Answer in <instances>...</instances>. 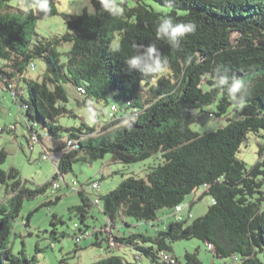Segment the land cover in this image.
Returning <instances> with one entry per match:
<instances>
[{"label":"trees","instance_id":"obj_1","mask_svg":"<svg viewBox=\"0 0 264 264\" xmlns=\"http://www.w3.org/2000/svg\"><path fill=\"white\" fill-rule=\"evenodd\" d=\"M55 1L48 0L50 11L45 14L32 6L35 0H0V83L6 91L8 83L15 84L13 101L23 104L19 114L28 144L35 133L40 154L62 151L53 179L71 170L80 158L78 151L85 147L127 163L155 152L162 157L161 163L147 167L145 177L125 176L114 189L95 196L97 202L78 190L80 202L73 209L81 223L96 205L107 221L99 228L93 225L89 232L106 231L110 250L132 247L134 264L138 251L139 262L144 255L151 264H203L196 251H186L183 261L171 255L175 263L160 260L159 253L169 254L173 241L191 238H198L206 248L212 245L207 249L213 264L214 258L220 259L219 264H264V143L250 167L236 155L250 133L264 137V0H117L125 11L115 17L93 0V15L70 14L65 18L66 31L45 37L35 31L36 20L59 14ZM150 1L166 10L155 9ZM165 16L195 25L179 47L157 38L156 28ZM153 44L165 62L161 70L129 71L127 59ZM37 60L43 64L39 79L28 76L30 63ZM218 67L221 70L216 72ZM225 67L229 77L247 85L242 108L231 100L227 86L219 84ZM80 84L85 87L80 101L86 107L102 104L108 96L124 102L119 108L111 104L116 111L110 117L108 110L110 120L99 131L84 121L71 127L56 123L64 114L76 115L67 107L68 89ZM205 108L211 116L225 117L226 123L204 133L191 129ZM60 130L66 131L64 137L57 134ZM47 136L54 138L55 146L44 145ZM66 138L76 140L78 147L67 150ZM6 156L1 148L0 165ZM19 176L14 167L7 171L0 167V184H6L10 201L8 207L0 206V264H32L10 253L12 221L23 198L51 187L52 177L30 189ZM198 187L203 188L202 195H211L212 202L192 221L181 216L151 232L112 233L115 220H123L124 215L155 228L159 209L167 207L173 213L183 196ZM59 198L56 195L44 204ZM55 219L53 214L52 225ZM93 243L101 245L98 240ZM121 263V256L109 254L94 264Z\"/></svg>","mask_w":264,"mask_h":264},{"label":"rangeland","instance_id":"obj_2","mask_svg":"<svg viewBox=\"0 0 264 264\" xmlns=\"http://www.w3.org/2000/svg\"><path fill=\"white\" fill-rule=\"evenodd\" d=\"M55 2L59 14L41 16L36 20L35 31L45 37L59 35L66 31L65 18L70 14H75L73 10L78 5L79 0H56ZM150 5L155 9L166 10V8L160 6V3L154 1H150ZM28 71L29 77L39 79L43 74L42 62L35 61V69ZM68 90L69 102L67 107L76 115L64 114L60 116L56 123L61 126H80L84 121L89 125L94 124L99 131L101 124L110 120L107 115L109 106L112 103L118 108L124 106L123 101L108 96L107 101H102V104L94 103V105L86 107L80 101L82 96L75 91V88L71 86ZM4 101H6V105L11 107L14 114L9 117V120H13V117L16 116L18 122L15 133L6 131L0 133V149L3 148L7 152L6 160L0 167L6 171L10 167L16 168L19 177L24 182V187L34 189L44 184L54 175L56 171L54 161L42 159L40 143L37 142L33 147H30L27 142L25 124L20 119L19 107L14 103L8 91L1 88L0 83V124H3L2 117H4L6 110L2 107ZM207 110L208 108H205V112L202 113L199 119L190 124L191 129L204 133L226 123L225 117L211 116ZM65 133V130H60L57 134L64 137ZM45 138L46 143L44 145H56L53 137L47 136ZM262 143H264V137L250 133L236 155L244 160L247 167H250L257 160L259 147ZM78 157L80 158L72 163L71 170L65 172L61 187L54 193L52 188L48 186L41 193L23 198L18 216L12 221V234L8 239L10 253L22 260L25 258L30 259L32 264H94L109 254L121 256V264H134L132 254L134 249L132 247L122 245L119 248L113 247L114 249L110 250L104 239L107 235L106 231L99 232L98 235L95 232H89L93 225L99 228L107 221L105 215L98 210L96 205L90 208L85 223H81L80 218L73 209V206L80 202L78 193L76 190H71L67 184H70L72 180L85 183L97 179L99 182L98 189H86V193L91 197H97L114 189L125 176L138 175L145 177L149 165L161 163L160 152L153 153L145 160L127 163L113 160L111 153L101 154L95 147H85L78 151ZM6 188V184H0V206L8 207L10 201ZM202 193L203 188L198 187L183 196L181 201L183 209L179 214L187 222L204 214L212 202L211 195H202ZM56 195L60 196L56 203L44 204L50 199L54 200ZM94 201H96V198H94ZM53 214L57 216V219L54 220L55 222L52 225L50 220H52ZM174 218L175 215L170 213L169 208L165 207L157 211L155 224L160 227L162 223L165 224ZM75 223L89 233L85 234L86 231L81 232L74 226ZM84 224H88V227ZM151 228L146 222H140L133 217L124 215L123 220L119 218L115 220L112 233L117 236H127L132 232H151ZM75 233L81 234L79 240H75ZM97 240L100 241V246L93 243ZM186 251H196L197 258L203 264L212 261V252L198 238L173 241L169 254L177 256L183 261V255ZM214 260L216 263H220V259L214 258ZM140 264H151L150 258L143 255Z\"/></svg>","mask_w":264,"mask_h":264},{"label":"clouds","instance_id":"obj_3","mask_svg":"<svg viewBox=\"0 0 264 264\" xmlns=\"http://www.w3.org/2000/svg\"><path fill=\"white\" fill-rule=\"evenodd\" d=\"M102 9L112 16H122L124 8L117 0H99ZM37 10L43 13L50 11L48 0H35L34 5ZM74 13L81 15L87 12L93 15L96 11L93 0H79L78 5L74 8ZM195 31V25L192 23H176L171 16H165L159 22L156 28L158 39H164L173 47H179L181 39L188 33ZM129 71H138L143 74H155L161 70L164 61L161 60L155 45H149L143 51L138 50L135 55L129 57L126 61ZM224 75L219 78V84L227 86V93L232 101L239 107L246 103L247 85L236 76L229 77L228 69L222 68ZM221 68H217L216 72Z\"/></svg>","mask_w":264,"mask_h":264},{"label":"built area","instance_id":"obj_4","mask_svg":"<svg viewBox=\"0 0 264 264\" xmlns=\"http://www.w3.org/2000/svg\"><path fill=\"white\" fill-rule=\"evenodd\" d=\"M28 69L34 70L35 69V63H33V62L30 63ZM7 90H8L10 97L12 98V100H16L17 91L15 90V84L12 81L10 83H8ZM75 91L83 97L84 86H81V85L77 86L75 88ZM18 107H19V110H21L23 108V104H22V106H18ZM115 111H116V109H114L110 105L108 115L111 117L113 115V112H115ZM209 115H212V114L209 113ZM16 127H17L16 123H14V122H12V123L8 122L6 124H0V133L6 128L11 129V130H16ZM37 142L39 143L36 134L35 133L31 134L29 137L30 147H33V145ZM66 144H67V150L68 149L71 150L73 148L78 147V143L74 139L66 138ZM61 154H62V151H54V150L42 151L41 157L44 160H47V159L53 160L54 164H55V169H56V165H57V162L60 161ZM55 172H57V169ZM63 177H64V175L59 173V174H57L56 179L51 178L52 179L51 188H52L53 193L61 187V185H62L61 181H64ZM65 183L67 184V182H65ZM67 185H68V187H70L71 190H76V191L83 190L85 192H87L86 191L87 188H91V189H98L99 188V182L97 180H92L88 183H79L76 180H72L71 183L67 184ZM96 202H97V198H96ZM181 209H183L182 204L176 205L175 208L173 209V214L175 215L176 219L181 218V215L179 214ZM74 225L76 226V224H74ZM76 239H79V237H77ZM207 248L212 249V245L208 244ZM159 256H160V260H162V261H167L168 263H175V258L173 256H171L170 254H168L167 251H161V253H159ZM135 257L137 258L138 264H140V262H139V260H140L139 251L135 253Z\"/></svg>","mask_w":264,"mask_h":264},{"label":"crops","instance_id":"obj_5","mask_svg":"<svg viewBox=\"0 0 264 264\" xmlns=\"http://www.w3.org/2000/svg\"><path fill=\"white\" fill-rule=\"evenodd\" d=\"M6 101H4V102H2V107H4V109H6L5 110V112H4V117H2L3 118V123H8V122H15L16 124H17V122H18V118L15 116V117H13V120H9V117L10 116H13L14 114H13V112L11 111V107L9 106V105H6V103H5ZM6 107V108H5ZM15 133V132H14ZM46 138H43V143L45 144L46 142V140H45ZM166 224V223H165ZM164 226V223H162V226H160L159 227V225H156V227L154 228V227H152L151 228V230H157V229H160V228H162ZM215 262V261H214ZM213 264V262L212 261H209L208 262V264ZM216 263V262H215ZM216 264H218V263H216Z\"/></svg>","mask_w":264,"mask_h":264},{"label":"bare ground","instance_id":"obj_6","mask_svg":"<svg viewBox=\"0 0 264 264\" xmlns=\"http://www.w3.org/2000/svg\"><path fill=\"white\" fill-rule=\"evenodd\" d=\"M81 85V84H80ZM84 90H85V87H84Z\"/></svg>","mask_w":264,"mask_h":264},{"label":"water","instance_id":"obj_7","mask_svg":"<svg viewBox=\"0 0 264 264\" xmlns=\"http://www.w3.org/2000/svg\"><path fill=\"white\" fill-rule=\"evenodd\" d=\"M53 178V177H52Z\"/></svg>","mask_w":264,"mask_h":264}]
</instances>
